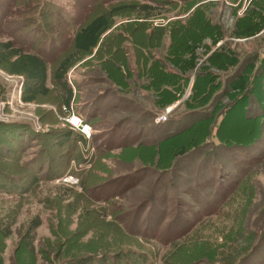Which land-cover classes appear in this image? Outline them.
<instances>
[{
  "label": "rangeland",
  "instance_id": "1",
  "mask_svg": "<svg viewBox=\"0 0 264 264\" xmlns=\"http://www.w3.org/2000/svg\"><path fill=\"white\" fill-rule=\"evenodd\" d=\"M0 264H264V0H0Z\"/></svg>",
  "mask_w": 264,
  "mask_h": 264
},
{
  "label": "trees",
  "instance_id": "2",
  "mask_svg": "<svg viewBox=\"0 0 264 264\" xmlns=\"http://www.w3.org/2000/svg\"><path fill=\"white\" fill-rule=\"evenodd\" d=\"M107 29V21L104 16H100L84 27L80 28L74 38V45L77 54L90 52L98 43V40L104 30ZM259 32V29L258 31ZM243 34V33H242ZM254 34V33H253ZM193 56V55H192ZM194 57H190L189 60ZM189 67H193V61H187ZM12 68L17 73H26L29 77L44 82L47 74V64L42 57L31 53H16L15 59L11 63ZM73 65L72 56L64 59L54 71V80L59 84L64 91L61 96L62 102L66 108L70 107L73 91L66 79L68 70ZM82 158V154L78 155ZM79 176L77 173H75ZM37 177V176H35ZM83 182V181H81ZM40 224L36 220H32L27 228L26 234L35 232ZM10 227L6 226L4 230L5 235L10 234Z\"/></svg>",
  "mask_w": 264,
  "mask_h": 264
},
{
  "label": "built area",
  "instance_id": "3",
  "mask_svg": "<svg viewBox=\"0 0 264 264\" xmlns=\"http://www.w3.org/2000/svg\"><path fill=\"white\" fill-rule=\"evenodd\" d=\"M166 112H168V111L166 110ZM161 117H163V119L166 118L165 115H162ZM70 122L77 127L80 126L81 132L84 133L85 135H87V134L90 135L91 126L89 124L85 123L83 120H81V118L78 117L77 115H75L74 113L72 115ZM62 180L65 182L71 183V184H78V182H79L78 176L74 175V174H65V175H63Z\"/></svg>",
  "mask_w": 264,
  "mask_h": 264
}]
</instances>
